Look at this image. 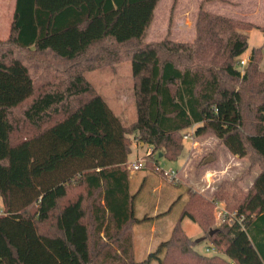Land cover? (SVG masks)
Instances as JSON below:
<instances>
[{"label": "trees", "instance_id": "trees-1", "mask_svg": "<svg viewBox=\"0 0 264 264\" xmlns=\"http://www.w3.org/2000/svg\"><path fill=\"white\" fill-rule=\"evenodd\" d=\"M160 2L15 1L0 39V264H264L263 47L238 67L250 31L264 37V26L200 8L193 41H148ZM124 61L137 115L129 126L87 79ZM192 127L257 174L247 189L224 181L210 196L187 187L169 238L136 260L134 229L148 217L131 191L129 134L163 174L156 160L177 162ZM218 202L231 215L212 229ZM186 217L221 254L196 249Z\"/></svg>", "mask_w": 264, "mask_h": 264}, {"label": "rangeland", "instance_id": "rangeland-1", "mask_svg": "<svg viewBox=\"0 0 264 264\" xmlns=\"http://www.w3.org/2000/svg\"><path fill=\"white\" fill-rule=\"evenodd\" d=\"M53 2L51 8H58L65 2L75 0H44ZM42 5L41 0L38 1ZM52 4V3H51ZM200 8L222 14L234 16V18L252 15L251 18L242 20L254 22L264 26V0H161L156 9V16L148 33L147 40L160 41L167 36L173 40L193 41L195 37V21ZM13 4L8 2L0 4V39L8 37L12 21ZM175 27V28H174ZM174 33H177L173 35ZM249 49L262 46L264 49V37L261 31L254 29L249 33ZM173 36V37H172ZM179 37V38H175ZM188 37V38H187ZM247 57H242L244 61ZM246 65V64H245ZM245 65H238L244 69ZM264 68V58L261 64ZM113 69H99L87 73V79L94 85L100 95L107 101L109 107L119 117L122 124L129 126L136 120V104L134 97V84L132 77V64L130 61L118 63ZM187 137V138H185ZM132 142V152L129 156L128 169L132 174L131 191L138 193L136 200L139 218H147L141 225L134 229V254L136 260L145 259L147 247L152 244V249L169 238L173 225L182 211L183 203L187 198V187L210 196L219 183L237 180L244 189H247L257 174L258 168L250 169L248 160L241 159L230 154L226 149L220 147L219 140L212 134L201 137L194 135V128L186 131L183 142L186 151L177 162H168L163 158L156 160V165L163 166L166 170H177L176 178H168L163 174L151 171L146 166L133 172L130 164L144 159L153 152L151 147L139 143L135 134H129ZM157 158V157H156ZM250 169V172H249ZM161 185V187H159ZM158 206V215L154 214ZM223 202L215 205V222L212 229L220 226L223 221L229 220L231 215L225 209ZM2 204L0 200V210ZM233 214V213H232ZM158 221L157 231H162L160 240L154 237L155 229L151 228V221ZM185 233L192 240L200 241L196 249L205 254H221L207 241V231H203L199 225L188 217L182 222ZM161 228V229H160ZM154 237V240H151ZM208 247H210L208 249Z\"/></svg>", "mask_w": 264, "mask_h": 264}, {"label": "crops", "instance_id": "crops-1", "mask_svg": "<svg viewBox=\"0 0 264 264\" xmlns=\"http://www.w3.org/2000/svg\"><path fill=\"white\" fill-rule=\"evenodd\" d=\"M7 0H0V4L1 3H4V2H6ZM15 1L16 0H8V2H10V3H12L13 4V12H12V17H13V13H14V8H15ZM39 0H37V2H38ZM80 1H82V0H76V2L77 3H79ZM241 1H243V0H241ZM41 3H42V5H41V7H43V8H47V9H54V8H51V5H53L54 3L53 2H46V1H44V0H41ZM52 3V4H51ZM160 4V3H159ZM159 6V5H158ZM158 8V7H157ZM209 11V10H208ZM210 12H212V11H210ZM213 13H216V12H213ZM216 14H218V13H216ZM220 15H222V14H220ZM155 16H156V13H155ZM198 16V15H197ZM235 16V15H234ZM234 16H228V17H232V18H234ZM251 16L252 15H249V14H246L245 16H240V17H238L237 16V18H235V19H240V20H242L243 18H251ZM11 17V18H12ZM236 17V16H235ZM196 20H197V18H196ZM245 21V20H244ZM154 22V21H153ZM252 23H254V22H252ZM153 24V23H152ZM195 24H196V21H195ZM256 24V23H255ZM258 25V24H257ZM260 26V25H259ZM152 27V26H151ZM175 28V27H174ZM10 29V28H9ZM151 29V28H150ZM173 31V35L174 34H176L177 35V33H174V29L172 30ZM196 36V30H195V34H194V36H193V33H192V35L190 36L189 35V37H195ZM173 37V36H172ZM175 38H179V37H176V36H174ZM188 38V37H187ZM149 41V40H148ZM151 41H154V40H151ZM176 41H181V40H176ZM264 43V42H263ZM249 51H247L245 54H244V57H247L246 58V60L248 59V56H249ZM243 60V59H242ZM129 161H130V159H129ZM159 187H161V185H159ZM154 214H157L158 215V206L155 208V210H154ZM157 222L158 221H156V220H153V223H152V226H151V228H154L155 229V236L154 237H156V238H158V241L157 242H159V240H160V236L162 235V231H160V230H158L157 231V226H156V224H157ZM161 229V228H160ZM154 237H151V240H154L153 238ZM200 241V239L198 240V242ZM210 247H208V249H209ZM151 249H152V244H150L148 247H147V254L151 251Z\"/></svg>", "mask_w": 264, "mask_h": 264}, {"label": "built area", "instance_id": "built-area-1", "mask_svg": "<svg viewBox=\"0 0 264 264\" xmlns=\"http://www.w3.org/2000/svg\"><path fill=\"white\" fill-rule=\"evenodd\" d=\"M247 63V61L241 60L240 64L241 65H245ZM187 138V137H185ZM146 166V160L144 159H140L137 160L135 162H133L132 164H130V168L133 172L140 170L141 168H144ZM157 169L163 171L164 175L168 178H176L177 176V170L174 169H168L166 170L165 168H163V166L157 165ZM2 213V210H0V214Z\"/></svg>", "mask_w": 264, "mask_h": 264}, {"label": "water", "instance_id": "water-1", "mask_svg": "<svg viewBox=\"0 0 264 264\" xmlns=\"http://www.w3.org/2000/svg\"><path fill=\"white\" fill-rule=\"evenodd\" d=\"M213 231H211V233H212Z\"/></svg>", "mask_w": 264, "mask_h": 264}]
</instances>
